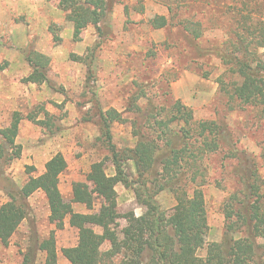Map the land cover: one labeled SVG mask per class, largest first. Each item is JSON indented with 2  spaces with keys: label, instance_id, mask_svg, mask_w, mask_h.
Returning a JSON list of instances; mask_svg holds the SVG:
<instances>
[{
  "label": "rangeland",
  "instance_id": "374dc122",
  "mask_svg": "<svg viewBox=\"0 0 264 264\" xmlns=\"http://www.w3.org/2000/svg\"><path fill=\"white\" fill-rule=\"evenodd\" d=\"M112 1L111 12L98 27L88 25L75 40L73 26L57 0H0V129L11 123L14 112L23 118L15 140L21 147L20 157L0 161V206L15 199L27 209L26 219L8 246L0 247V264H27L25 257L28 264H47L46 252L39 245L51 236L57 264H69L61 251L77 245L78 231L68 221L62 229L49 222L43 193L21 200L19 190L31 176L41 174L57 153L67 162V170L59 178L66 201L74 183H88L86 176L93 163L105 160L106 173L114 175L110 147L101 136L100 109H116L127 120L111 125V143L117 150L135 146L138 137L133 122L152 136L149 115L167 109L176 99L194 111L196 121L218 124L222 147L206 161L208 183L202 187L208 230L197 242L177 247L183 256L205 257L210 243H220L226 235L243 236L237 215L243 214L244 185L253 182L248 174H258V184L264 187V106L231 110L227 97L219 91V80L224 84L232 80L221 62L208 56L193 62V49L186 46L178 29L170 33L152 29L154 17L167 14L165 0ZM51 28L57 30L58 39ZM168 34L171 40L167 41ZM207 37L220 39L222 34ZM33 52L50 60L47 81L41 84L25 82L32 73L26 57ZM139 93L138 103L146 114L140 117L129 111ZM127 172L136 177L129 161ZM116 192L120 214L133 212L139 217L144 213L131 189L118 184ZM156 199L167 215L174 212L173 192L165 189ZM73 208L89 213L83 205ZM98 209L96 204L94 212ZM120 225L124 227L126 222L121 220ZM94 231L101 233L99 228ZM256 244L261 252L264 240ZM108 248L105 245L102 251ZM121 258H111V264H120Z\"/></svg>",
  "mask_w": 264,
  "mask_h": 264
},
{
  "label": "trees",
  "instance_id": "16d2710c",
  "mask_svg": "<svg viewBox=\"0 0 264 264\" xmlns=\"http://www.w3.org/2000/svg\"><path fill=\"white\" fill-rule=\"evenodd\" d=\"M57 3L66 21L72 24L76 40L88 25L98 27L111 12L113 1ZM164 6L167 14L155 16L152 29L169 33L178 29L186 46L193 49V62L201 56L221 62L225 73L232 77L228 84L219 80V91L227 97V106L231 110L264 106V0H165ZM50 32L58 39L56 29L51 28ZM215 32H220L222 38L207 37ZM167 37V41L171 40L170 34ZM167 43L165 47H169ZM26 60L32 73L25 82H46L49 58L33 52ZM201 76L206 78L205 74ZM141 98L140 93L134 96L129 108L138 117L146 115L138 103ZM98 118L101 136L110 147L114 175L106 173L105 160L93 163L86 176L88 183H74L71 198L66 201L59 190V178L67 170V162L57 153L45 163L41 174L31 176L19 190L21 200L43 193L49 222L62 229L68 221L78 231L77 245L61 251L69 264H111L115 256L122 257L120 264H264V249L260 252L256 244L257 240H264V187L258 184V174L254 172L248 174L253 182H247L243 188V214L237 215L242 221L243 236L226 235L220 243H210L205 257L178 253V246L197 242L208 230L202 187L208 183L206 161L222 147L216 122L196 121L194 111L176 99L167 109L149 115L152 136L142 133L139 124L133 122L138 137L135 146L117 150L111 143V125L127 120L112 108L100 109ZM22 119L20 113L14 112L11 123L0 129V161L20 157L21 147L15 140ZM128 161L134 166L135 178L127 172ZM118 184L133 191L137 202L145 208L141 216L136 217L133 212L120 214ZM165 189L173 192L177 202L170 215L156 199ZM74 204L85 206L89 213L75 212ZM96 204L99 209L94 212ZM26 217L25 204L15 199L0 206V247L8 246ZM226 219H231V215ZM121 220L126 222L124 227ZM94 228L101 229V233ZM105 245L109 248L102 251ZM39 250L46 252L47 264H57L53 236L44 240ZM25 259L28 264V257Z\"/></svg>",
  "mask_w": 264,
  "mask_h": 264
}]
</instances>
